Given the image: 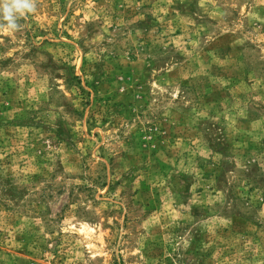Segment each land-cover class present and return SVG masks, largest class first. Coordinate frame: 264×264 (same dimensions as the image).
Listing matches in <instances>:
<instances>
[{"label":"rangeland","instance_id":"obj_1","mask_svg":"<svg viewBox=\"0 0 264 264\" xmlns=\"http://www.w3.org/2000/svg\"><path fill=\"white\" fill-rule=\"evenodd\" d=\"M0 32V264H264V0H36Z\"/></svg>","mask_w":264,"mask_h":264},{"label":"clouds","instance_id":"obj_2","mask_svg":"<svg viewBox=\"0 0 264 264\" xmlns=\"http://www.w3.org/2000/svg\"><path fill=\"white\" fill-rule=\"evenodd\" d=\"M36 11V0H0V32L12 33L21 29L19 21Z\"/></svg>","mask_w":264,"mask_h":264}]
</instances>
